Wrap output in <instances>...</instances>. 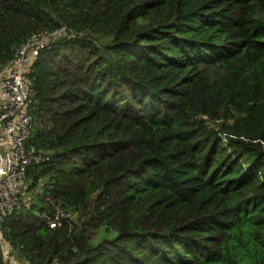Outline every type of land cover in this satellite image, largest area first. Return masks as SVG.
<instances>
[{"label":"trees","instance_id":"16d2710c","mask_svg":"<svg viewBox=\"0 0 264 264\" xmlns=\"http://www.w3.org/2000/svg\"><path fill=\"white\" fill-rule=\"evenodd\" d=\"M63 27L30 73L25 147L49 160L5 218L12 254L264 264V0H0V71Z\"/></svg>","mask_w":264,"mask_h":264},{"label":"built area","instance_id":"2783aa9c","mask_svg":"<svg viewBox=\"0 0 264 264\" xmlns=\"http://www.w3.org/2000/svg\"><path fill=\"white\" fill-rule=\"evenodd\" d=\"M68 33L73 34L63 27L51 35H34L18 48L12 63L0 71V264H4L1 257L9 253V249L12 254L10 245L2 238V228L6 216L15 207L21 208L20 198L27 168L32 163L49 160L42 153H27L25 147L32 131L30 111L37 104L32 98L31 69L42 51L51 50L53 43ZM5 245L8 247L1 250ZM9 264L19 262L14 258Z\"/></svg>","mask_w":264,"mask_h":264},{"label":"rangeland","instance_id":"374dc122","mask_svg":"<svg viewBox=\"0 0 264 264\" xmlns=\"http://www.w3.org/2000/svg\"><path fill=\"white\" fill-rule=\"evenodd\" d=\"M23 183H24V188H23V191H22V194H21L22 200H23L24 203L29 205L37 197L38 194L42 193V188L40 186L36 190L28 191L30 183L28 182V184H27L25 179L23 180ZM107 236H109V234L105 233L104 230H101L99 232V234H98L97 239H95L94 242H97L98 239L105 238ZM14 258L17 260V262H19V264H25V263L20 262L19 259L15 257V255L11 254L10 253V249H9V253L3 254V256L1 257L2 262L4 264H9V262H11L12 260L14 261Z\"/></svg>","mask_w":264,"mask_h":264},{"label":"crops","instance_id":"0c3cea01","mask_svg":"<svg viewBox=\"0 0 264 264\" xmlns=\"http://www.w3.org/2000/svg\"><path fill=\"white\" fill-rule=\"evenodd\" d=\"M0 101H1V97H0ZM5 247H8L7 245H5V246H3L2 248H1V250L3 249V248H5ZM6 249V248H5ZM1 251H0V256H1Z\"/></svg>","mask_w":264,"mask_h":264},{"label":"water","instance_id":"95a60500","mask_svg":"<svg viewBox=\"0 0 264 264\" xmlns=\"http://www.w3.org/2000/svg\"><path fill=\"white\" fill-rule=\"evenodd\" d=\"M3 169H4V170L6 169L5 164L3 165Z\"/></svg>","mask_w":264,"mask_h":264}]
</instances>
